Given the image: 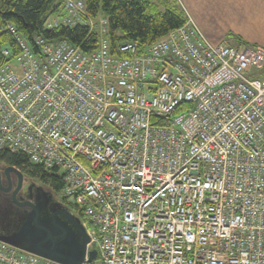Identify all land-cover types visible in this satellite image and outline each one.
<instances>
[{"label": "built area", "instance_id": "obj_1", "mask_svg": "<svg viewBox=\"0 0 264 264\" xmlns=\"http://www.w3.org/2000/svg\"><path fill=\"white\" fill-rule=\"evenodd\" d=\"M61 4L46 28L81 24L97 46H32L6 24L0 151L61 179L89 238L80 264L94 245L100 264H264V48L212 43L187 14L112 52L106 18ZM0 264L63 263L0 239Z\"/></svg>", "mask_w": 264, "mask_h": 264}, {"label": "trees", "instance_id": "obj_2", "mask_svg": "<svg viewBox=\"0 0 264 264\" xmlns=\"http://www.w3.org/2000/svg\"><path fill=\"white\" fill-rule=\"evenodd\" d=\"M165 9L160 11L152 0H85L88 16H102L107 19L106 36L111 51L125 41L136 42L143 47L160 39L170 30L185 21L184 11L170 1H165ZM61 0H0V66L9 62L18 52L13 36L4 30L6 24H12L32 45L37 35L49 40L64 39L73 45L89 51L97 46L98 34L88 35L86 26L74 27L60 25L53 29L46 28V22L53 14H61ZM148 12V13H147ZM3 47L11 52L9 57L1 53ZM187 107L186 105L181 108ZM0 161L18 169L28 170L38 175L54 189H61L62 181L55 173L33 164L20 152L0 151Z\"/></svg>", "mask_w": 264, "mask_h": 264}, {"label": "crops", "instance_id": "obj_3", "mask_svg": "<svg viewBox=\"0 0 264 264\" xmlns=\"http://www.w3.org/2000/svg\"><path fill=\"white\" fill-rule=\"evenodd\" d=\"M215 44L264 48V0H168Z\"/></svg>", "mask_w": 264, "mask_h": 264}, {"label": "rangeland", "instance_id": "obj_4", "mask_svg": "<svg viewBox=\"0 0 264 264\" xmlns=\"http://www.w3.org/2000/svg\"><path fill=\"white\" fill-rule=\"evenodd\" d=\"M152 1L157 4L160 11L165 9L166 0ZM9 63L13 68H16V61L14 57L9 60ZM256 74L257 73H255V75ZM4 165L5 163L0 162V166L3 167ZM18 170L22 175L24 190H21L16 198L18 200H25V195L28 191V188L31 187V189H33V196L32 198H29V201H31L39 210L38 223L50 225V214L52 212L51 202L63 200L61 189H54V187H52L50 184H46V182H44L40 176L32 175L28 172V170ZM41 192L44 194V197L42 196ZM5 197L6 194L4 192H0V239L9 242L10 239L20 232V230L26 224L33 227V223L31 220V208L29 206H20L16 203L10 204L5 200ZM74 248L77 249V256H80L82 250L81 240H77L75 242ZM91 248H96V246L94 245ZM94 264H100L98 255L94 261Z\"/></svg>", "mask_w": 264, "mask_h": 264}, {"label": "water", "instance_id": "obj_5", "mask_svg": "<svg viewBox=\"0 0 264 264\" xmlns=\"http://www.w3.org/2000/svg\"><path fill=\"white\" fill-rule=\"evenodd\" d=\"M5 174L9 179V173L13 172L18 176V186L13 192L12 196H15L17 189L20 186L22 175L20 171L14 166H7L4 170ZM13 201L20 206H29L31 208V220L33 223V227L26 224L20 232L14 235L8 243L11 245L26 250L27 252H31L37 254L41 257L48 258L63 264H80L84 259L86 252V245L89 242V238L84 229L81 230L82 235V250L81 255L77 256V249L75 247L76 239H73L72 246H59L54 242L55 239L63 237L65 230L63 228H59L61 230L60 234H55L56 227H58V221L55 220L56 212L50 216V225L47 224H39V210L37 207L30 201L27 202H19L15 198ZM84 228V227H83ZM4 241V240H3ZM7 242V241H5ZM97 257V250L91 249L88 252V261L93 262Z\"/></svg>", "mask_w": 264, "mask_h": 264}, {"label": "flooded vegetation", "instance_id": "obj_6", "mask_svg": "<svg viewBox=\"0 0 264 264\" xmlns=\"http://www.w3.org/2000/svg\"><path fill=\"white\" fill-rule=\"evenodd\" d=\"M5 165L3 167L0 166V192H4L6 194L5 200L10 204L15 203L13 201V198H15L19 202L29 201L30 200L29 198L30 197L32 198L33 196V189H31V187L28 188V191L25 195L26 198L25 200H18L16 198L18 193L21 190H24L23 180H21L20 186L17 189L15 196L14 197L12 196L13 192L18 186V176L13 172H10L9 173L10 181H9L7 175L4 172L5 167L9 165L8 164ZM41 194L44 197V194L42 192ZM51 206H52V212L50 216L56 212L55 220L58 221L57 222L58 227H56L57 229L55 234L57 235L61 233V230L59 228H63L65 230L64 236L55 239L53 243L59 246L67 247V246H72L73 239L82 241L81 230L84 231V228L82 226L83 214L81 212L80 207L73 203L64 202L63 200L52 201Z\"/></svg>", "mask_w": 264, "mask_h": 264}]
</instances>
